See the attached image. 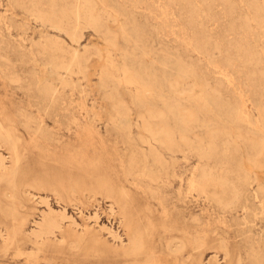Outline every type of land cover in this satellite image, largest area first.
Here are the masks:
<instances>
[{
    "label": "bare ground",
    "instance_id": "bare-ground-1",
    "mask_svg": "<svg viewBox=\"0 0 264 264\" xmlns=\"http://www.w3.org/2000/svg\"><path fill=\"white\" fill-rule=\"evenodd\" d=\"M167 1L169 3L176 2V0ZM200 1L202 3L197 5H201L196 6V8L193 6L195 4L192 5L193 7L190 5V0H186L187 3L184 6L185 23L192 28L194 35L192 51L201 54L203 50L209 47L211 51L221 54L227 65L233 66L236 62L240 63L244 77L250 86L254 90H264L262 88L264 87V43L260 45L259 50H256L252 41H246L245 39L238 41L234 39V35L231 40L225 41V43L221 39L212 41V38L203 29L207 25L203 27V20H200L201 16H204L203 18L209 17L210 19L208 18V20L214 19L208 13L210 5L216 1L223 6V14L230 18V15L235 12V1ZM239 1L242 2V5L243 3L246 4L248 16L241 17L242 19L238 17L237 22L228 19L230 20L226 24L228 31H239L246 38L253 31L252 26L264 30V0ZM108 2V0H73V2L68 0H47L48 6L45 10L37 9L33 13L35 18L42 24L48 23L55 30L63 31L62 33L70 36L78 46V42L75 40V27L77 25L83 23L93 27L95 30L97 28L99 30V28L104 26V20L112 19L115 21L117 19L121 7L117 5L112 7V5H108ZM217 2L214 4H217ZM97 6L100 9H97ZM108 7H110L109 10H107ZM218 10L220 9L218 8ZM241 10H244V7ZM238 12L241 13L239 10ZM244 13L246 12L244 11ZM239 15L241 16V14L237 16ZM131 16L128 15V19L125 21L126 24H119L117 21V29L112 31L115 28L112 30L110 28V31L114 32L113 34H110L111 32L105 33V29L103 30L104 49L106 51L116 45L118 37L125 40L124 43L127 41L128 45H131V43L137 46L139 43L142 45L146 32L144 33L141 27L139 29V26H136L138 19H133ZM124 17L123 19L125 20ZM206 18L204 19L205 21ZM134 20L136 21L134 22ZM50 40L45 44H43V41L42 44L37 45L38 53L40 52V56L43 54L41 63L48 67L49 72L47 77L42 71L43 76H37L35 82L28 87V90L35 92V99L37 100L24 106L11 107L9 113L5 111L7 114L3 113L6 108L4 110L0 108V259L7 262L23 257L25 263L30 264L38 261L40 253L42 254V252H46L58 245V243L52 242L51 237H54L58 231L63 230L61 228L62 221L69 218L65 215L64 210H53L49 205V200L46 199L47 197L40 196L37 203L38 205L43 204L45 209H38V220L20 212V209L25 206V200L33 197L30 193V188L38 190L43 188L42 172L46 169V160L55 158L54 156V158H51L48 154L49 152L45 153L41 151L42 149H38L40 150L38 152L37 148H42L43 146V150L49 151L48 149L54 144L60 146V150H67L69 153H73L74 155L71 154L70 159L66 160L67 165L72 167L74 163L82 171L81 176L77 178L78 180H75L67 187L53 190L56 199L61 200L63 195L71 197L75 192L86 190L88 187L94 193H99L98 190H102L106 198L111 202L109 211L113 213V206H117L120 217L123 219L128 243L126 245L121 244L118 251L124 258L125 264H202L201 255L207 244L209 234L218 235L217 244L224 255L228 257L231 251L229 239L226 236L228 237L232 226H227L225 222L221 220L216 222L219 226L209 233L202 228L200 229L198 218H193L194 224L197 226L193 230L187 224L184 215L179 211L175 212V215L171 218L172 212L168 213L163 208L161 218L156 221L150 215L149 204L143 202L138 207H135L134 204L140 193L155 194L151 187L144 188L142 180L159 183L175 177V165L178 155L193 152L199 159L208 161L212 157L213 159L215 157L218 159V163L198 166V172L194 178V186L198 190L208 187L210 199L224 214L244 210L246 214L244 221L246 222L241 225L250 223L252 209L256 201L264 202V164H262V160H264V130L256 129L254 132V129L247 123L246 125L255 134L250 131H242L238 125L235 127L236 122L238 124L244 123L247 119L246 116L241 117L235 114L230 100L223 92L222 80L221 83L218 81L213 85L207 84L202 79L205 76L198 71V64L183 60L180 52L174 51L176 54L170 55L171 50L163 51L166 53H164L162 58L159 55L162 61L158 62V64L162 65V73L155 72L152 69L153 62L150 61L151 63L147 65L145 61V63L142 61L146 50L149 49H146L148 40L147 42L144 41L146 43V45L144 43L145 48L143 45L139 47L141 49L139 60L134 57V61L138 60V63L134 64L135 62H131L134 54L120 52L122 53V64L119 67L110 61L107 65L103 64L98 70L99 87L105 89L109 86H104L109 84H106V82L111 81V92L109 96L107 95L109 98H113L119 87H132L134 91L128 97H130L131 105L138 111L136 118H131V112H129L131 109L129 110L130 107L128 108V105L121 100L110 102L111 114L103 121L106 135H102L94 120L96 117L93 119L95 108L87 107L83 103L84 101L81 104L60 102L61 95L63 96L64 93L61 91L64 90L60 91L57 88L58 84L62 88L68 86L72 79L70 78L72 73L75 71L79 72L80 69L83 70L81 62L85 60V51L82 53V51L80 52L78 48L74 47L71 49L68 58L65 59L62 55L64 53L62 41ZM77 40L80 41V39ZM149 44V50L152 51L151 43ZM160 47L158 46V48ZM124 50L125 47L122 51ZM16 54L20 60L26 58L24 54L19 52H16ZM151 54L156 55L157 53ZM152 58L154 57L152 56ZM0 59L4 61L3 67H0V75L11 84L19 85L22 83L24 78L19 76L14 70L12 59L6 54H0ZM116 59L119 60L118 58ZM86 62L84 61L83 65ZM42 67L44 66L42 65ZM61 69L64 70L65 76L61 74ZM87 70L85 71L87 72ZM91 73L88 75H91ZM114 74H119L120 76L114 78ZM187 80L191 81V85L188 83L189 88L179 91V87H182L181 85ZM188 84L186 85L188 86ZM196 88L199 91L194 94V89ZM105 102H107L106 99ZM156 102H159L160 106L157 107L155 105ZM99 115L101 114L99 113ZM47 118L51 121L50 124L47 123ZM194 125L203 126L202 129H204L205 135L203 137H195L190 141L189 132ZM221 137H225V140L218 144ZM229 138L231 139L230 141ZM203 139L207 141H205L206 144ZM25 141L33 144L31 146L37 150H35L36 154H25L26 148L21 146L26 144ZM106 141L111 142L113 147L121 145L126 151L125 154H115L121 175L114 172L115 177H113L109 171L105 173L100 171L102 169L98 164L101 161L88 162L86 167L82 165L88 160L86 157L88 148L92 145L94 146L95 143L102 145ZM239 141L241 143L238 144ZM35 144H38L37 148ZM240 144L244 145L246 149L248 161L244 162L246 165H242L241 160L238 161H241V165H235L237 163L236 160V163L233 164L234 154ZM219 145L221 149H219ZM76 148L79 149L75 150ZM102 149L106 158H111V153L106 151V148ZM108 163L107 165H110L109 160ZM56 177V174L51 176L53 180H56ZM127 184H130L133 190L128 188ZM6 199L9 200V204L5 201ZM94 217L96 218V213H94L93 219ZM88 218L90 219L91 217L89 216ZM30 223L32 224L31 229L27 230V225ZM75 224L77 223L75 222ZM235 225L239 226L240 224L235 221ZM218 228L221 230L222 228H227L228 231L223 229L222 234H219ZM245 228L240 227L237 231L243 236L245 258L238 255L231 264H264V241L255 240L250 233V227H248V230H245ZM156 236L157 239L155 238ZM62 239H64V236ZM81 239H83V236L79 240ZM160 240H164L168 251V256L166 257L165 255V260L160 257L162 253L158 246ZM25 242L31 244L33 250L27 251L22 246V243ZM69 245L73 248L79 247L77 239L71 240ZM43 259L46 261V255H44Z\"/></svg>",
    "mask_w": 264,
    "mask_h": 264
},
{
    "label": "rangeland",
    "instance_id": "rangeland-1",
    "mask_svg": "<svg viewBox=\"0 0 264 264\" xmlns=\"http://www.w3.org/2000/svg\"><path fill=\"white\" fill-rule=\"evenodd\" d=\"M68 1L73 2V0H68ZM108 1H109L108 5H112V7L115 5L121 7L118 14V16L120 15L119 18L117 16L118 20L116 19L115 21H113L112 19L105 18L106 20H104L103 22L104 26L102 28H99V30L98 28L95 30L93 27H90L89 25L83 23L77 25L76 27H79V28L75 27V31H76L75 40L78 42V46H77L75 41L73 42L70 36H67V34L62 33L63 31L59 32V30H55L48 23L42 24L38 19L35 18L34 13L37 9L45 10L47 8L48 6L47 0H0V54L8 55L12 59V62L14 64L13 66L15 68L14 70L17 72L19 76L24 78L22 80V83L18 85V84L9 83L4 77L0 75V108H3V110L4 108H6V110L3 111L4 114H7L6 112L9 113L11 107L24 106L30 102H35L37 100L35 99V94H34L35 92L33 90L31 91L28 90V87L31 83L35 82L37 76H41V77L43 76L42 71L43 74L47 77L49 74L48 67L41 63L42 62L41 60H43L42 59L43 54H41L40 56V52L38 53L39 50L37 48V45L42 44L43 41H44L43 44H45L48 41H51L50 39L60 40L62 41V45L64 47L63 50L64 53L62 55L65 57V59L68 58L71 49L76 47L79 49L80 52L82 51V53L85 51L84 53L86 54V57L84 61L85 62L87 61L85 63V65L87 66L83 65L84 61L81 62V66H83L82 67L83 70L80 69L79 72L75 71L77 72V74H75V72L72 73V75L70 76V78H72L70 80V84H71V85L69 84L70 86L68 85L66 86L67 88L66 87L62 88L60 84L57 85L58 86L57 88L60 89V91L64 90L61 91L64 93L63 96L61 95L60 102L62 103L65 102L70 104L73 103L81 104L84 101L83 103L87 107L95 108L93 111L94 114L93 119L96 117L94 120L96 121L97 128L100 130V133L102 135H106L103 121L105 120V118L110 116L111 114L110 108H111V103H113V101L121 100L126 105H128V108L130 107L129 110L131 109L129 111L131 112L130 113L131 118H136L137 116L136 113H138V111L137 109L134 108V106L131 105L130 97H128L131 96V94L134 91L132 87L129 86L119 87L116 91L117 93H115L117 96L114 94L113 98L111 99L108 97L111 92L110 91L111 81L110 82L107 81L106 84L107 83L109 84L104 85L106 87L109 85L108 86L109 88L108 87L105 88L103 86L105 88L103 89L99 87L98 70L103 64L107 65L110 61L112 64L119 67L122 64V53L120 52L123 53L127 52L129 54H134L132 55L133 59L131 60V62L132 61L135 62L134 57H137L139 60L140 57L139 55L141 54L140 51L141 49L139 47L143 45L145 48L146 45L145 42L149 40L147 44L148 47L146 45V49L147 48L150 49L149 43H151L152 51H150L149 49L147 50L145 49L146 53L142 57L143 59L142 61L143 62L145 61L146 63L145 62L144 63L147 65L148 63L153 62L152 69L155 70V72L159 74L162 73V65L158 64V62L160 63L161 60L159 55L162 58V56L164 55V53L167 52V50H171V51L173 50L172 52L170 51V55L176 54V52L174 51L180 52L182 54L181 56L183 60L187 62L192 61L193 63L198 64V71L200 74L205 76L202 79L207 84L213 85L218 81L221 83L222 80L223 83H221V85H223L222 86L223 92L225 96L230 100L231 106L234 109L235 114L241 117L246 116L247 119L245 120L244 123L238 124V122H236L235 127H237L238 125L242 131L244 132L250 131L252 134L255 132L256 129L264 130V90L262 91L254 90L250 86V84L244 77L243 68H241V64L236 62L233 66L227 65L223 60L222 55L217 54L216 51L214 52L213 50L211 51L209 47L203 50L201 54L197 52L194 53L192 51L193 43H194L193 30L185 23L186 20H184L186 19L185 7H184L186 6L187 3L186 0L183 1L176 0V2H170V3L167 0H108ZM191 1L192 0H190V5L192 6L193 4H195L193 5L194 8H196V6L198 7L201 5V4L200 5L197 4L202 3V1L200 0H193V2ZM232 1H235L234 2L235 12L232 13L233 15H230V18L226 17L223 14V6L219 2L216 1L217 4H214L216 2L212 3V5H210L211 7L209 8L208 14H210L214 19L208 20L209 17L208 18L205 17L206 18L205 21L204 20L205 18H203L204 16H201L200 20L201 21L203 20L202 21L203 27H206L207 25L206 28L203 27L202 28L204 29V31L206 30L205 33H207V35L212 38L211 39L212 41L214 39L215 40L221 39L225 43V41L227 42L228 40H231L234 35V39L238 41L244 39L246 41L247 40L252 41L256 50H259L260 45L264 43V30L252 26L253 31L250 32L248 37L246 38H244V35H242L239 31L237 32L228 31V27L226 25L227 22L230 21L228 19L237 22V19L239 18L242 19L248 16V10L246 8L245 3H243L242 5V2H240L239 0H232ZM239 2L240 4H238ZM177 3L179 4L177 5ZM242 6L244 7V10H241L243 9ZM109 8L110 7H108L107 10H109ZM218 8L220 10H218ZM97 9H100V7L97 6ZM238 10L241 11V13L238 12ZM244 11L246 13H244ZM235 13L241 14V16L240 15L237 16L238 14ZM128 15L133 17V19L136 18L138 19V20L136 19L137 21L134 20V22L136 21L137 24L136 23L135 24L136 26H139V29L141 27V30H144V33L146 32L145 33L146 37L144 39L145 42L143 41L141 43L142 45H140V43L139 44L137 43L138 46L131 43L132 46L130 44L129 46L127 41L124 43L125 40L118 37L116 40V45L113 48H110L106 51L104 49L105 40L102 34L103 30L104 29L106 30V31L104 30L105 33L111 32L110 34H113L114 32L112 31H115L117 29L118 23L126 24L125 21L126 19H128ZM123 16H125L124 17L125 20L123 19ZM121 17L123 20L121 19ZM153 25L154 26L156 25V27H154ZM110 28L111 30L114 28L115 29L110 31ZM154 28H156L155 29L156 31L154 30ZM226 31L228 34L227 33L225 34ZM222 35L226 37H223ZM102 37L104 41L102 40ZM77 39H80V41H78ZM73 43L75 46L73 45ZM118 45L120 46L118 47ZM157 45L159 47L161 46L160 47L161 49L165 48L166 50L162 49L161 51V49L158 48ZM163 45L166 47H164ZM124 47L125 50L122 51ZM153 47L155 48L153 49ZM16 52H19L20 54H24L26 58H24V60H20ZM151 53H157L156 54L157 56ZM152 56L154 58H152ZM116 58H118L119 60H117ZM138 60H136L134 64L138 63L139 62ZM3 62H4L3 59H0V67H3L4 65ZM98 63L101 65L99 66ZM42 65L45 68L42 67ZM61 70H60L61 74L65 76L64 70L63 69ZM85 70H87V72ZM90 70L93 73V75L90 72ZM79 73H81V75H79ZM89 73H91V75H88ZM118 76L120 75L114 74V78H117ZM81 78L83 81L81 80ZM188 81L189 80H187L181 85L182 87L185 88L182 89V87H179L180 88L179 91L181 90L184 91L185 89L187 90L189 88V84L191 85V81L189 82ZM186 84H188V86ZM103 91L105 92L102 93ZM198 91H199L198 88L194 89V94L197 93ZM120 95L123 97V99ZM63 97L65 98L63 99ZM103 98H105L107 102H105V99ZM158 103L159 102L155 103L157 107L160 106V104ZM99 113L101 115H99ZM46 120L48 124L51 123V121L48 118ZM246 123L249 124V126H251L252 129H254V132L251 131L250 127H248ZM194 126L191 128V131L189 132L190 141H192L193 138L195 137L198 138V137H203L205 135L204 129H202L203 126L201 125H194ZM64 138L66 139V137ZM219 140L220 141H218L219 142L218 144H221V141L223 142L225 140V137H221L219 138ZM230 140L231 139L229 138V141ZM205 141L206 140L203 139V142L206 144L207 141L206 142ZM25 143L26 144L21 145L26 148V149L24 148L25 154H30V153L36 154L35 152L38 149L40 150L42 149L41 151H44L45 153L49 152L48 153L49 156L51 158L54 156L56 159L53 157L54 158L53 160L50 158L46 160L47 162V165L45 166L46 169L44 172H42L43 188L39 190L32 187L30 188V193L33 195V197H30L29 200H25L24 202L25 206L20 209V212L26 213L32 216V218L38 220L37 217L38 209L40 210L45 209V206L43 204L38 205L37 203L39 197L41 196L45 198L47 197L46 199L49 200L48 201L49 205L53 210L55 211L64 210L65 215L69 217L66 218L64 221H62L61 228L63 230L58 231L54 237H51L52 242H55L56 244L58 243V245L56 247H52L50 250L46 252L45 251L42 252V254L40 253L38 261L31 262L30 264H125V260L118 251V248L121 246V244L126 245L128 243V239H127V232L123 223V219L120 217L119 214V208L117 206H113L114 212L111 213L109 211L111 202L106 198L105 193L102 190L101 191L98 190L99 193H94L92 192V189H90V187L86 188V190H82V191L80 190L81 192L80 191L75 192L73 195L75 196L74 198L73 196L70 197L63 195L61 200H57L53 190L56 188L59 189L61 187H67L75 180H78L77 178H79V176H81L82 174V171H80V169H78L74 163L72 164V167L67 165L66 160L70 159L71 154L73 153H69L67 150L65 151L60 150V146L55 144L48 149L49 151H47L46 149L43 150L42 145H41L42 148H37L38 144L37 145L35 144L37 148L36 150L34 149L35 147L32 148L33 144H30L26 141ZM239 143L241 142L239 141L238 144ZM98 145L99 144L95 143L94 144L95 147L92 145L88 148V153L86 154L88 160H86L85 163L82 165L86 167L88 162L101 161V163L99 162L98 164L99 167L102 169L100 171L104 173L109 171L113 175V177H115L114 172H117L118 175H121V171L119 170V166H118L119 163L118 160L116 159L117 156H115V154L117 153L118 155H121L122 153L125 154L126 151H124L123 147L121 145L113 147L111 146L112 143L109 141H106L105 143L102 144L104 147L101 144L99 146ZM219 147H220L219 149H221L220 145ZM102 148H106L105 150L111 153L112 155L111 158L109 157L106 158V155ZM78 149L79 148H76L75 150ZM40 150H38V152H40ZM76 157L80 158L79 156ZM198 159L199 158L193 152H187L184 155L180 154L177 157V163L175 165V177L170 178L168 180H163L159 183H151L147 180H142L143 181L142 185L144 186V188L151 187L155 194L150 195L148 193L147 194L140 193L137 196V201L135 202L134 206L138 207L143 202L149 204L150 215L156 221H158L161 218V213L163 211V208H165V210L168 213L172 212L171 218L175 215V212L179 211L181 212L182 215H184L187 224L193 230H195L197 227L196 224H194L193 218H198L200 222V229L202 228L209 233L211 230L219 226L218 224H216V222H218L219 220L225 222L227 226H232L230 227L228 237L226 236V238L229 239V244H230L229 248L231 251L228 257L224 255L222 249H220L219 245L217 244L218 235H213V234H209V237L207 239V244L203 249L201 255L202 264H231L238 255H241L243 258H245V243L243 241V236L240 234V232L239 233L237 232L240 227H246L245 230L246 229L248 230V227H250V233L252 234L253 238L255 240L264 241V202L256 201V204L252 209V216L250 218L251 219L250 223H245L241 225L242 223L246 222L244 221L246 216L244 210H238L235 213L224 214L216 206V204L210 199L207 190L209 189L208 187L202 190H198L194 186V178L197 175L198 166L202 164L211 165L214 163H218V159L216 157L214 159L212 157L209 161L206 159H199L201 160L199 161ZM108 160L110 161V165H107L109 164ZM235 160L237 163L235 162ZM239 160L242 161V162L240 161L242 165H246L244 162H248L246 149L245 146L242 144L238 145L237 152L234 154L233 164L236 163L235 165H241L240 162H238ZM262 164H264V160H262ZM79 165L80 167H82L81 164ZM53 174L57 175L56 180H53L51 178ZM127 187L133 190V187L130 184H127ZM52 193L54 196L52 195ZM5 201L8 204L10 203L9 200L7 199ZM94 213H96V218L94 217L93 219ZM89 216L91 217L90 219L88 218ZM235 221L238 222V224L240 225L239 226L235 225ZM75 222L77 224H75ZM31 226H32L31 223L28 224L27 230L31 229ZM223 229H227V228H222V230ZM222 230L218 228L217 231L219 234H222ZM110 233L111 234L114 233V234L111 235ZM63 236L64 239H62ZM82 236L83 239L79 240L80 238H82ZM155 238L157 239V236ZM73 239L74 240L77 239L79 243L78 248H73L72 246L70 247L69 243ZM22 246L27 251L33 250V246L27 242L22 243ZM158 246L160 251L162 252L160 254L161 255L160 257L162 260H165L166 257L168 256V251L166 250V245L164 243V240H160ZM44 255H46V261H44L43 259ZM9 261L6 262L0 259V264H26L23 257Z\"/></svg>",
    "mask_w": 264,
    "mask_h": 264
}]
</instances>
